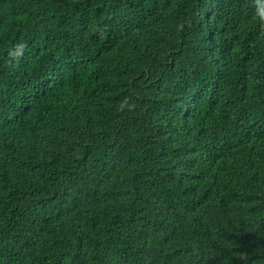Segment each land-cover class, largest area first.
Instances as JSON below:
<instances>
[{
    "label": "trees",
    "instance_id": "obj_1",
    "mask_svg": "<svg viewBox=\"0 0 264 264\" xmlns=\"http://www.w3.org/2000/svg\"><path fill=\"white\" fill-rule=\"evenodd\" d=\"M264 0H0V264H264Z\"/></svg>",
    "mask_w": 264,
    "mask_h": 264
},
{
    "label": "clouds",
    "instance_id": "obj_2",
    "mask_svg": "<svg viewBox=\"0 0 264 264\" xmlns=\"http://www.w3.org/2000/svg\"><path fill=\"white\" fill-rule=\"evenodd\" d=\"M262 19H264V16H262Z\"/></svg>",
    "mask_w": 264,
    "mask_h": 264
}]
</instances>
